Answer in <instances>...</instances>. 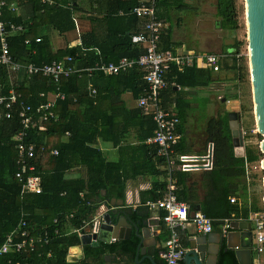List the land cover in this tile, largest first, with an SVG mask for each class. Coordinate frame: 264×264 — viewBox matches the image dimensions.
Listing matches in <instances>:
<instances>
[{
    "label": "trees",
    "instance_id": "trees-1",
    "mask_svg": "<svg viewBox=\"0 0 264 264\" xmlns=\"http://www.w3.org/2000/svg\"><path fill=\"white\" fill-rule=\"evenodd\" d=\"M15 1L20 4V14L5 10L4 18L25 28L24 33L10 39L11 53L19 63L43 66L71 56L74 59L73 65L88 69L93 68L100 58L105 62H118L124 57L138 59L144 53L143 46L132 43L133 35L141 31V20L131 12L139 5L140 0H56L61 6H49L41 0ZM168 1H158L159 18H167L160 9ZM68 4L70 7H65ZM184 8L190 7L183 4L179 9ZM120 11L124 15H119ZM75 14H79L81 21L89 25V29L82 32V46L54 51L48 30L52 28L67 40L71 39L75 30ZM216 17L218 26L224 30L237 32L241 28L237 0H217ZM173 28L171 25L162 34L161 49L164 51L173 50ZM37 38L41 39L38 43ZM27 40H30L29 44L25 43ZM243 46L244 42L236 39L230 45V50L240 54ZM97 50L100 51V56ZM236 63L237 60L234 59L232 68L236 73V81L239 80L242 85L248 78V69L244 66L238 69ZM207 74L196 66L187 67L181 72L172 65L166 76L169 87L162 94V104L168 108L175 103L177 107V116L181 120L179 132L183 135L176 147L178 153H192L187 148L185 138L184 125L188 115L183 113L184 103L182 104L178 88L199 85V78ZM210 80L209 72L205 84ZM8 81L5 69L0 66V84L4 87L0 94L7 93ZM89 84L97 90L96 98L90 96ZM59 87L65 94V99L58 100L54 109L59 120L48 122L45 130H30L25 139L36 146L35 163L43 184L41 194L22 195V185L15 175L17 144L14 137L22 128L16 110L19 104L15 106L11 119L0 121V245L22 219L39 232L59 228L61 234L41 248L39 253L0 256V264H75L67 262V255L69 248L80 241L76 234L66 235L68 229L83 227L99 205L110 202L113 196L124 199L129 177L143 174L165 175V161L157 155L155 146L145 143L154 136L155 122L139 107L129 110L123 99L125 93L131 92L138 101L143 93L145 83L143 73L138 68L111 77L99 72H94L92 76L89 73H84L82 77L74 75L62 79ZM15 88L22 95V100L33 107L46 100L39 98L40 93L48 95L56 90L49 79L42 76L29 78L24 72L20 74ZM226 98L228 100V96ZM229 98L239 100L240 96L236 93L229 95ZM246 112L248 108L243 105L240 113L242 119L247 116ZM229 113L213 117L207 123L208 143L215 145V166L201 176L203 197L198 195L193 184H189V173L175 174L180 187L178 199L189 204L192 211H197L199 207L200 211L213 220L215 229L224 219L234 217L246 220L250 212H260L263 209L262 201L254 191L248 202L245 159L235 156ZM129 119L140 122L141 134L136 147L127 144ZM248 128L245 135L247 142L252 138ZM99 141L112 143L123 153L140 151L133 169L128 167L126 160L107 161L98 146ZM53 150H58L59 155H52ZM245 151L249 163L255 164L261 159L259 149L253 145L248 143ZM77 167L83 168L85 175L69 178L68 174ZM255 176L253 175V179ZM165 189V182H157L147 194L155 201L163 196ZM232 197L241 199V203H231ZM56 219L59 220L58 224L54 223ZM135 246L130 241L102 244L99 247L85 246V255L79 264H104L107 252L122 251L129 256ZM49 251H52L53 259L46 257ZM218 259L217 264H238L233 250H221Z\"/></svg>",
    "mask_w": 264,
    "mask_h": 264
},
{
    "label": "built area",
    "instance_id": "built-area-1",
    "mask_svg": "<svg viewBox=\"0 0 264 264\" xmlns=\"http://www.w3.org/2000/svg\"><path fill=\"white\" fill-rule=\"evenodd\" d=\"M41 1L49 6L60 5L56 0ZM158 1L140 0L139 5L131 12L141 20V31L132 37L133 44L144 47V53L138 59L124 57L118 62H105L103 58H100V61L93 68L81 69L72 64L74 59L71 56L43 66L17 62L11 53L10 39L14 35L24 33L25 28L23 25L5 20L4 12L8 10L12 13L20 14V4L15 0H0V66L5 69L9 80L7 93L0 94V121L11 119L15 106L19 104L16 110L18 111L22 128L14 137L17 144V171L15 175L18 182L22 185V195L41 194L43 192V184L35 163L37 157L36 146L33 143L25 141V139L29 136L30 130H45V125L48 122H57L59 120V116L55 113L54 109L58 100L65 99V94L62 93L59 87L62 79L70 78L74 75L82 77L84 73H89V76H92L94 72L111 77L138 68L143 73V81L145 83L143 93L137 101L138 107L142 109L146 116L152 117L156 124L154 136L148 138L145 143L149 146H155L157 155L166 164L164 175V182L166 183L165 192L160 199L149 201L146 203V206L163 211L161 220L167 227L169 237L160 255L166 264H179L189 249L182 245L180 233L189 227H193L197 233L207 235L213 233L215 227L213 220L203 212L198 210L192 211L186 202L178 199L180 187L175 174L177 172L192 173L213 170L215 166V145L209 142L203 153H178L176 151V147L181 140L179 132L181 120L175 112V103L169 109L165 108L162 104V94L169 87L166 76L172 65L182 72L187 67H192L198 57L213 72H219L222 61L228 59L232 62L236 59V67L240 69L244 66L242 65L243 59L245 57L249 59V51L248 54H235L231 50L227 54L207 53L197 56L196 54H185L174 50H162L161 37L163 32L169 29V25L160 19L157 14ZM65 7H70V5L68 4ZM119 15H124V13L120 11ZM73 20L77 38L69 42L68 48L82 46V31L79 19L74 15ZM40 41V38L36 39L37 43ZM29 42L30 40H27L25 43L29 44ZM97 53L99 56L101 55L98 50ZM22 72L26 73L29 78L42 76L49 79L55 85L56 90L48 95L43 92L40 93L39 98L46 100L39 103L36 107L26 104L22 100V95L15 88ZM237 84H240L239 80H237ZM88 88L90 96L96 98L98 94L97 90L90 84ZM3 90L4 87L0 84V93ZM226 101L228 102V100ZM253 132L258 134L257 127ZM246 134L247 131L243 127L244 138ZM51 154L57 156L59 152L58 150H53ZM244 159L245 181L248 188L247 198L248 202H250L254 167L253 164L246 160V156ZM263 160L264 157L257 162V166L262 171H264ZM230 201L233 204L241 203V199L237 197H232ZM262 203V211L250 212L248 219H246L251 223L253 233L251 264H264V196ZM99 209L100 216L98 218L113 208H107L102 204ZM70 217L73 216L71 215ZM234 221L241 220L234 217L222 220V234L224 236L232 231L231 223ZM54 223L58 224L59 220H54ZM89 224L85 223L79 229L66 231V235L76 234L81 238L88 230ZM60 234L61 230L59 228L52 230L43 229L42 232H39L38 229L29 227L26 220L22 219L0 245V256L39 253L41 248L49 245L52 239ZM112 242H116V240L113 239ZM46 257L53 259L52 251H49ZM17 264H20V262H17Z\"/></svg>",
    "mask_w": 264,
    "mask_h": 264
},
{
    "label": "crops",
    "instance_id": "crops-1",
    "mask_svg": "<svg viewBox=\"0 0 264 264\" xmlns=\"http://www.w3.org/2000/svg\"><path fill=\"white\" fill-rule=\"evenodd\" d=\"M175 1V0H174ZM174 1L169 0L165 6L160 9V12L162 14L166 15L165 18H160L163 21H165L169 28L172 25L171 24V12L175 10L174 7ZM185 9V8H184ZM21 12V11H20ZM80 23L81 31L85 29H89V25L85 21H81L79 14H75ZM181 20H178L177 24L178 26L181 25ZM141 26V22H140ZM177 26V27H178ZM48 35L51 41V45L54 49V51H57L61 48L68 47L69 42L72 39L77 38V33L74 30L75 37L71 36V39H66L65 36H61L57 31L54 29L48 30ZM176 31L173 28V50L178 51L180 53H191L199 55H205L207 53H216L213 47H208V50L205 52H199L195 51L192 48H189L187 46V43H183V38H177L176 37ZM82 39V36H81ZM204 42L208 45H212L210 38L205 37ZM205 44V45H206ZM230 45L223 44L222 49L219 54H227L230 52ZM193 66H196L197 69L205 71L209 74H211V80L209 83H206V78L201 77L200 84L196 86H185L184 88H178L179 95L182 97V107H184V114L186 113L187 120L185 122V138L187 141V148L191 150L192 153H203L205 150L206 145L208 144V137L206 134V128L208 121L216 117L220 114H223L225 112H238L241 111V103L240 100H236L233 98H229V95L236 94L232 90L230 91V88H236L237 81H236V73L232 68V61L231 60H224L221 63V69L219 72H213L211 69H209L207 66H205V62L203 60H200L199 57L194 62ZM217 92L221 93L217 96H213V93ZM228 96V102L225 101ZM176 98V96H175ZM123 99L126 103V107L129 110L137 109L138 103L134 99L131 92H127L123 95ZM209 100V105L214 108L213 112H211L210 116L208 117L207 121L203 123L200 127L197 124L196 118L198 117V114L196 111L190 113L192 109L198 108V102L199 101H205ZM172 105L169 108H171ZM211 108V107H210ZM175 112L177 114V107L175 109ZM130 117V116H129ZM243 123V122H242ZM141 126L139 120H130L129 119V134L127 138V144L130 146H138V137L141 134ZM181 134V133H180ZM183 138V135L181 134V139ZM181 141V140H180ZM99 148L102 151L105 159L110 162H118L120 159L126 160L127 163H129V168L133 169V163L136 162V157L141 154L140 151L130 152V153H123L120 148L115 147L112 143L109 142H103L99 141ZM134 150V149H133ZM134 153V154H132ZM142 158L144 155H141ZM203 172L206 171H200V172H192L189 173V184H193L194 187L198 190V195L203 197V189L201 188V176ZM131 172L129 171V174ZM85 172L83 168L77 167L73 169L69 174V178L84 176ZM157 182H164V176H152L150 174H143L139 176H131L126 182V190H125V197L120 198L117 196H113L110 200V202H102L100 205H105L107 208H115L120 207L127 211L129 214H131V217L134 221L136 220H142L141 224L139 225L140 234H143V241H141L135 234V229H133L130 242L135 243L136 246L134 247V251L129 253L128 255H125L122 251L116 252V253H110L107 252L106 256H110L111 259L109 261L105 260L104 264H136V249L139 243H142L141 246V252L139 255V258L137 261H139L138 264H166L164 259L161 257V251L165 248V242L169 237V232L167 230V227L165 226L164 222L161 220L163 211L159 209H151L148 206H146V203L151 200V195L147 194L155 183ZM83 194V193H82ZM81 194V196H83ZM103 195H106L105 192H103ZM99 205V207H100ZM189 205V204H188ZM99 207L94 211V214L90 216L89 220L85 223H90L93 219H98L100 216V209ZM198 211H200V208H197ZM202 212V211H201ZM96 219V220H97ZM151 221L148 223H144V221ZM245 221V220H241ZM216 229L211 234H199L195 231L193 227H189L186 230L182 231L180 233L181 236V243L184 247L189 248L190 241L196 237L199 236H208L209 241L207 242L208 247L210 248L211 254L207 256L206 263L207 264H217L218 263V256L222 248L226 247L227 241H224L223 238L227 237L222 234V224L218 223L216 225ZM73 229H68V231ZM224 236V237H223ZM79 241H80V237ZM121 241L112 242L110 244L106 245H112L115 243H118ZM223 243L225 245L223 246ZM80 244V242H79ZM77 244V245H79ZM101 243L99 246H102ZM230 245H238L239 244V237L236 235H232L230 239ZM77 245H73L69 248L68 255H67V262L68 263H75L79 264L81 260L84 258V247L82 246L78 250H74V248L77 247ZM91 246V245H86ZM99 246H92V247H99ZM234 251V250H233ZM150 257V258H148ZM179 264H183L182 261Z\"/></svg>",
    "mask_w": 264,
    "mask_h": 264
},
{
    "label": "water",
    "instance_id": "water-1",
    "mask_svg": "<svg viewBox=\"0 0 264 264\" xmlns=\"http://www.w3.org/2000/svg\"><path fill=\"white\" fill-rule=\"evenodd\" d=\"M246 26L248 35L249 67L251 74L252 96L254 103V114L258 134L264 137V0H245ZM229 125L232 132L235 156L244 158L245 138L243 135V123L241 114L238 112L229 113ZM264 153V139L260 146ZM264 167V160H263ZM142 220L134 221L127 211L120 207L104 213L100 218L93 219L86 233L80 238V244L74 250L82 246H99L101 243L110 244L111 240L130 241L133 229L136 236L143 241V234H140L139 225ZM151 221H144L148 223ZM232 231L223 240L227 241L224 251L234 250L238 264L252 263L253 233L249 221H234L231 223ZM232 235L239 237V244L230 245ZM208 236H199L190 241L189 249L186 252L183 264H207V256L211 254L207 245ZM225 243H223V246ZM142 243H139L136 251V264L141 252ZM221 252V251H220ZM219 257V256H218ZM150 258V257H148ZM110 256L105 260L109 261Z\"/></svg>",
    "mask_w": 264,
    "mask_h": 264
},
{
    "label": "rangeland",
    "instance_id": "rangeland-1",
    "mask_svg": "<svg viewBox=\"0 0 264 264\" xmlns=\"http://www.w3.org/2000/svg\"><path fill=\"white\" fill-rule=\"evenodd\" d=\"M216 2L217 0H175V10L171 12L170 22L176 31V37L183 38V43H187V46L195 51L205 52L208 50V47H213L216 53H220L223 44L232 45L234 41L238 39L244 42L242 53L248 54L245 0H237L238 7L240 9L241 24V28L237 32L227 31L218 26V19L216 17ZM183 4L190 8L179 9ZM178 20L182 21L180 26L176 25ZM72 37H75V35H72ZM205 37L210 38L212 45H208L204 42ZM242 65H244L246 70L248 69V78L242 85L240 84L239 86L237 85L236 88H230V91L232 90L233 92L240 94L239 100L241 107L245 105L248 108V112H246L247 116L242 119V122L244 129L247 130L248 127L250 128L248 129L251 130L252 138H250V141L248 142L245 141V146L249 143L250 145L258 148L261 153V158H263L264 154L262 153L260 146L264 137L253 132L256 128V120L254 114L249 59L247 57L243 60ZM219 94L221 93H213V96H217ZM198 105V108L192 109L190 113L194 111L197 112L198 117L196 118V121L200 127L207 121L214 108L209 105V100L199 101ZM253 167V175L256 176L252 183L251 195H253L254 191L256 197L263 201L264 171L260 170L257 163L253 164Z\"/></svg>",
    "mask_w": 264,
    "mask_h": 264
}]
</instances>
